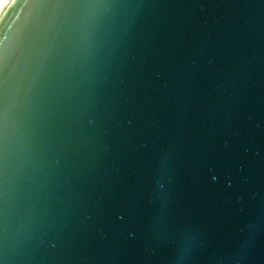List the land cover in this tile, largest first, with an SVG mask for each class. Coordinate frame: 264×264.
Listing matches in <instances>:
<instances>
[{
	"label": "water",
	"instance_id": "1",
	"mask_svg": "<svg viewBox=\"0 0 264 264\" xmlns=\"http://www.w3.org/2000/svg\"><path fill=\"white\" fill-rule=\"evenodd\" d=\"M0 264H264V0H0Z\"/></svg>",
	"mask_w": 264,
	"mask_h": 264
}]
</instances>
